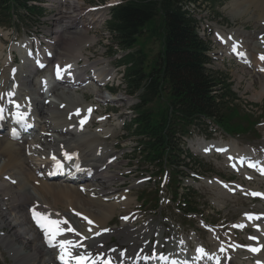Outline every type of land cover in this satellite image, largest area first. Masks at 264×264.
<instances>
[{"label": "bare ground", "instance_id": "1", "mask_svg": "<svg viewBox=\"0 0 264 264\" xmlns=\"http://www.w3.org/2000/svg\"><path fill=\"white\" fill-rule=\"evenodd\" d=\"M66 1V6L57 1V6L53 7L56 12L59 11L53 21H59L60 24L56 25L51 33L57 41L56 48H48L47 51L49 57L53 52L52 64L59 63V75L58 68L39 58L41 48H36L35 51L34 48H22L24 44L30 43L27 40L14 43L9 51L7 50L6 58H0V106L5 115L0 124L3 121L7 123L8 118H12L6 115L8 107L12 104L10 99L18 100L25 108H31L33 116L36 118V129L23 137L22 143L9 140L6 134L0 135V158L2 154L5 155L2 162L0 160V192H2L0 204L6 202L2 206H8V208L3 209V212L7 210L10 217H14L12 220L7 219L12 223L11 233L13 235L7 237L0 232L1 243L14 259H21L23 264H58L59 249L56 247L47 248L44 232L33 219V210H35L51 220L62 222L60 227L64 231L56 239L72 241L73 255L85 253L93 258L100 256L101 260L108 258L115 264H157L163 261H166L164 264H173L171 261L174 256L183 259L188 264H226L225 248L212 236L209 243H202V245L201 242L198 243L199 238L196 236L197 247L194 251L203 250L202 254L197 253V260L182 257L179 252L174 251L172 248L176 246V241L168 242L165 250L162 249L163 245L159 241L155 246L154 257L151 260L146 256L151 229L141 231L139 234L133 232L130 227L133 216L129 221L121 222L119 229L103 231L117 210H127L132 205L131 200L123 195L118 197L121 198L120 202L108 206L103 202L106 201V198H115L114 191L108 185L117 179V176L110 171L116 166V163H108L111 149L102 147L101 143H96L99 139L112 137L114 129H105L104 126H100L91 132L88 130L87 114L92 107L87 103L86 95H93L97 100L104 102H107L108 99L101 96L102 93L96 88L97 85L76 91V84L55 86L53 76H59L66 83L78 84L79 81H86V75H84L86 69L96 70L99 76L104 79L108 76L112 78L113 74L105 67L99 68L97 66L99 61L91 62L88 58L87 48H81L82 44L92 43L94 40L93 37L88 36L85 25L89 16L81 13L87 7L79 12L76 10H80L83 6L82 0ZM229 14L232 18L251 22L253 30L249 31L243 26L242 31L237 26L217 29L215 32L216 45L219 49L215 55L217 57L228 56L231 48L238 49V52L234 53L235 57L242 54L243 58L241 59L242 63L238 64L237 71L240 73H236V78L241 81L244 78L243 74H253L258 88L251 83L247 84L246 88L251 90L253 99L260 101L264 98V73L258 72L261 65L264 68V60L260 59L261 56H264V0H234L230 6ZM73 15L81 20L71 21ZM90 18L95 27H98L102 21V18ZM0 53H4L1 40ZM14 53H17L19 57V64L14 63ZM67 65H70L71 68L65 71ZM41 66H44L46 74L36 79L35 70ZM47 71H49L48 74ZM50 87H52L51 92H47ZM118 96L124 97L117 95L115 96L117 99L112 98L109 103L124 102ZM63 103H67L68 106L65 108ZM74 108L75 111H72L71 109ZM77 110H79V114H77ZM82 120L85 121L84 125H76L78 121ZM97 120L103 121L101 118ZM115 120L117 123V119ZM114 127L117 128L116 125ZM79 149H82V153ZM210 149L209 144L199 142L197 153L207 156ZM64 152L75 154L74 159L65 164V168H68L72 174H78L74 181H70L69 178L67 179L69 181L58 178L56 170L51 166L49 157L54 156L57 160H61L60 154H64ZM238 152V148L231 145L223 157L227 158L231 154L237 155ZM77 164L81 169H86L89 175V183L77 184L81 188V192L73 184L84 178H80L79 170L73 168ZM13 169L15 170L12 173ZM235 172L244 181H255L257 188L264 183L262 172L256 176L243 174L240 170ZM32 176H36V178L31 184L29 179ZM220 181L213 179L205 182L217 188L213 192L216 203L222 199L229 200L236 193L249 196L250 192L253 195L249 188L241 187L235 183L229 184V186H235V190L220 189L227 186ZM29 208L33 210L29 212ZM259 210L255 221L248 220L246 218L249 216L248 213H244V218L238 224H243L241 230L253 226L254 235L249 240L247 239V247L259 249L257 255L261 256L264 252V240L260 237L261 233L264 234V209L260 207ZM89 220L92 221L91 224L88 223ZM64 221L66 223H63ZM0 223H4L3 220L0 219ZM22 223H24L23 227L14 230ZM3 226L7 227L5 224ZM69 228L72 231H68ZM122 229L126 231L127 237H122ZM110 236L121 238L119 242L124 247L122 251L117 249L106 251L104 244L108 240L107 237ZM253 238L258 239V244L253 243ZM129 239H133V241ZM16 241L21 242L20 247L15 245ZM209 247L211 248L207 255L204 250ZM259 258L262 259L256 257L259 262H264V253Z\"/></svg>", "mask_w": 264, "mask_h": 264}, {"label": "rangeland", "instance_id": "2", "mask_svg": "<svg viewBox=\"0 0 264 264\" xmlns=\"http://www.w3.org/2000/svg\"><path fill=\"white\" fill-rule=\"evenodd\" d=\"M44 1L45 0H38V4L42 6V4H44ZM83 1L85 2V5H87V4H94V3H104L105 1L106 3H109L112 0H83ZM113 1H117V0H113ZM214 2H215L214 4L200 5L199 7L198 6L189 7V12H191L197 24L198 25L201 24L199 35L201 36V39L204 42H208V40H206L203 37L204 33H201V30H204V32L207 33L208 35H212L214 33V30L216 32V29H217L215 24L223 26V28L237 26V28H239V30L241 31L243 30V27H245L249 31L253 30V26L251 22H248L247 20L242 21L237 18H232V16L229 14L230 6L234 2V0H215ZM54 14H55V10L48 8L47 12H45L44 19L40 21H34L33 23H30V24L25 22L26 18L23 16L12 18L6 24H8L10 28H13L15 26L16 27L11 30H8V29L0 30V35H3V38H4V41L0 39L2 44H4L6 47H9L14 42V40L20 41L23 39V36L27 34L34 33V34L46 35V32L52 29L54 26V22L52 21L55 18ZM159 21L160 19L157 20V22ZM0 25L5 26L4 19L0 20ZM99 33L101 34L103 38L104 44L106 42L111 43L113 41L111 38H109L110 36L105 26L99 29ZM211 43L212 45H210L211 49L209 53L210 64L206 68H208L215 77L219 78L220 82L222 83V86L224 87L226 86V88L229 90L230 92L229 94L231 95L233 94L235 96L234 99H236V101H234L233 103V105L235 106L234 109L239 110L241 115L243 114L252 115L253 114L254 117H252L250 121L258 122V126L255 132L259 139L254 140L253 137H251L249 134L247 137H237L234 140L237 141L238 148L241 149L243 152H245L246 156L253 155V151H256L257 153L260 154V151L264 150V98L260 101L253 99L251 90L246 88V85L249 83L253 84L257 88H258V84L254 78V75L251 73L250 75L243 74V77H244L243 80L238 81L236 78V73L237 74L240 73L239 71H237L238 66L236 67V64L232 60L228 61L225 58L224 60H220L221 58L216 57L214 54L216 53V50L218 52L219 48L218 46L215 45L213 38H211ZM159 44H160L159 40H154V41L150 40L149 42L145 43V46L143 49H144V54H146L147 56V60L144 56L143 58L144 64L149 65L151 63V61L153 60L151 58L155 56V54L159 51ZM141 45L142 44H140V40H139L135 47L138 48L139 46L141 47ZM105 48H108L107 45H105ZM92 52L95 57H99L101 53V51L98 50V48H94ZM3 55L4 53H0V58H2ZM136 56H140V55L137 54ZM5 58L6 57H4V59ZM48 73L49 71H47V74ZM118 82L119 83H115L114 94L118 95L119 93H123L124 96L128 97L127 96L128 94L125 92V89H124L123 79L122 78L118 79ZM101 96L103 98H106L103 95V93ZM118 97L120 98V96ZM112 98L117 99L115 96H112ZM86 99H87V102L90 103V100L93 98L90 95H86ZM135 103H136V99L130 98L129 102L121 104V107L117 105L116 110L114 108H106L105 113L102 112V114H105V117H106L104 128L114 129V135H113L114 137L112 136L113 138L110 137L111 139H108V140L103 139L102 143H101V140L99 139V141L96 144L101 143L102 147L104 146L108 149H111V151L113 150L112 153L116 154L118 157L115 162L117 164L116 167H113L110 169V171H114L115 173H117L118 180L112 181L111 184L108 185V187L114 191L113 194H116L115 195L116 197H120L124 195L123 193H127L129 197L128 195L127 196L125 195V197L131 200V204H132L129 210L127 209V211H124L126 209L117 210L113 219L109 221L107 225L108 229L115 230L118 227L120 228L121 227L120 223H121L123 215L127 214V212H130V213L133 212L137 214L138 216H137V220L131 224V227L134 230L139 229V232H136L137 234H139L141 231H146L152 228L153 235L154 237H156L158 230H160L163 235L162 238L164 239L166 238L164 242L166 243L167 240H170L175 235L179 236V239L182 238V235H186L187 237H190L192 231L199 230L198 227H200L201 225L199 219H202V217L208 220V222L214 221L213 225H218L221 221H226V223H230L233 219L228 220V218H235L233 214H235L238 218L241 215V212L246 207L248 209L249 208L255 209V207L257 208L259 205H264L261 203L253 204V203H250L249 200L247 202L245 198L242 197L241 195H238L237 197H230L229 200L222 199V201H219V202L225 203L226 204L225 206H222V204H214L213 201H215L216 198L213 195V192L217 190V188L206 184L205 183L207 181L206 179H211L214 176H218L219 178L221 177V179L223 178L229 181L231 180L237 181L239 178L234 175V179H232L233 174L231 173L232 174L231 175L230 172L223 165H221L223 163L221 160V157H218L216 155V156H210L208 158H204L200 155H197L199 141H196V143L192 145V149L195 151V155L192 153L191 143L192 141H195L197 139H203V138H205L206 140L212 139L217 142L222 140L223 142L227 144L232 142L231 141L232 139L225 137L219 132V130H216L215 128H212L210 126H208V129L206 130L203 129L201 133H199L196 130L192 131L191 139L183 140L184 144L186 145L185 148L188 149V151L190 152V156L195 160V161H192V163L202 166L201 170L197 172L199 176L196 175L197 177L204 178L201 180L202 182L193 178L195 183H192L191 181L189 182L185 181L182 184L183 188H188L189 190L195 193V198L197 199V201L194 200L192 201V203L198 205L196 209L198 216L195 218L193 216L189 218H184L182 214L178 211L179 207L177 208V205L175 204L176 202L175 203L172 202L171 195L168 192H165V190H163L162 194L158 195L157 193L155 196L153 192H156L155 188L158 184V181L149 179L150 175H152V172L154 171L151 170L149 167H147L146 164H144V162H139V157L135 155L134 153L136 149L137 140L134 137H132V135L127 131L126 123H124V122H127L129 118L131 119L133 117L132 109ZM63 106L66 108L68 105L67 103H63ZM103 107H105V105ZM150 109L155 110V107L152 106ZM71 110L75 111V108ZM248 112H250L251 114H249ZM116 117L119 118V125H125L123 129L118 127V123H115ZM123 117L125 119L122 124L121 119ZM76 125L81 126V122L78 121ZM99 125L100 124H95V122L92 121L91 129L92 130L93 128L96 129L97 126ZM114 125L117 126V130L114 127ZM202 132H204V134H202ZM207 134H210L211 136L206 138ZM89 138H91V136H89ZM79 150L82 153V149H79ZM3 156L5 157V155L2 154V157L0 158L1 162L4 158ZM14 170L15 169L12 170V173ZM15 172H18V171H15ZM192 173L195 175L194 172ZM190 174L191 173L189 172L183 171L182 177H186V176L189 177ZM34 178H36V176H32L29 179L30 181L29 183L32 184V182L34 181ZM139 181H144V182L139 183ZM136 182L137 184L134 185ZM199 184L201 186H199ZM250 187H253V186L250 185ZM259 188L261 190H264V183L260 185ZM220 189H226L230 191V190H235L236 187L227 185L226 187L220 188ZM168 190L173 192L174 189H173L172 184L168 187ZM157 191H159L158 188H157ZM180 192H183V191H180ZM1 193L2 192H0V195ZM142 196L147 198V202H149L148 204H145L144 206L141 205L140 200H139V197H142ZM249 196H252L250 192H249ZM116 197L106 198V201H103V202L107 206L110 204H114L111 202L115 200ZM155 197H156V204L155 203L153 204V200ZM245 197H248V196L246 195ZM0 199H1V196H0ZM158 200H159V204H157ZM108 201L110 202L107 203ZM4 203L0 204V219L3 220L4 222V223H0V232L4 236L6 235L8 237V236H12L13 233H11L12 223H10V221H7V219L9 218V220H12L14 219V217L13 216L10 217V213L6 212L7 210L3 212V209H5L6 207L8 208V206L6 207L2 206V204ZM2 215H4V217H2ZM4 224L7 225V227L3 226ZM23 226H24V223H22L20 226H17L14 230H19L20 227H23ZM85 226L89 227V225L87 224H85ZM145 226L151 227V228L140 229ZM121 232L123 233V236H122L123 238L127 237L126 231L122 229ZM203 235L205 237V240L207 241L208 235H205L204 233ZM224 235L226 234L224 233ZM211 238L212 237L210 235V241H211ZM107 239H108V242L106 244L107 248H110L111 245L119 247V244H120L119 240L121 239L120 237L110 236V237H107ZM129 240L133 241V239H129ZM153 241H154L153 243L157 242V240L155 239H153ZM173 241H176V240L172 239L170 243H172ZM210 241L208 240V243ZM15 245L20 247L21 242L16 241ZM154 251H155V247L153 249V253ZM262 255L261 256L257 255L256 257H262ZM237 258H239V256H237ZM21 261H22L21 259H14V257L11 256V253L5 249V247L0 241V264H23Z\"/></svg>", "mask_w": 264, "mask_h": 264}, {"label": "trees", "instance_id": "3", "mask_svg": "<svg viewBox=\"0 0 264 264\" xmlns=\"http://www.w3.org/2000/svg\"><path fill=\"white\" fill-rule=\"evenodd\" d=\"M29 0H0V16L9 18L29 10ZM213 0H121L111 11L107 28L118 47L131 50L150 40H159V51L149 65L144 49L123 59L126 92L139 93L134 136L138 137L142 158L158 169L167 167L178 174L184 165L179 149L181 133L190 126L213 120L231 131L230 108L221 106L220 81L208 69L207 45L199 38L189 6L211 4ZM26 12V11H25ZM157 22V20H159ZM157 22V24H156ZM221 88V87H220ZM219 89V90H218ZM154 106L155 110L150 108ZM132 126H130V129ZM178 176H175L177 178ZM186 199L188 197H185Z\"/></svg>", "mask_w": 264, "mask_h": 264}, {"label": "snow or ice", "instance_id": "4", "mask_svg": "<svg viewBox=\"0 0 264 264\" xmlns=\"http://www.w3.org/2000/svg\"><path fill=\"white\" fill-rule=\"evenodd\" d=\"M260 59L264 60V56H261ZM70 68H71L70 65L65 66V71H67ZM59 71L60 70L58 68V75H59ZM2 111L3 109H0V112ZM88 111L90 112L91 109H89ZM77 114H79V110H77ZM84 122L85 121L82 120L81 125H83ZM221 151H223V149H221ZM65 156L68 157V154L65 153ZM53 159H55V157H53ZM261 172L262 174H264V169H261ZM253 195H261V194L253 193ZM33 219L36 222L37 226L44 232L45 240L48 243L49 247H56L59 249L60 255L58 259L61 261V264H97V261H101V264H110V261L106 259L101 260L100 256H96L95 258H93L92 256L85 253H81L79 255H73L71 251L73 247L72 241H68V240L58 241L56 239L64 231V229L60 227V224L62 223L61 221L51 220L49 217L42 215L36 212L35 210H33ZM123 219H127V218L124 217ZM63 223H66V221H64ZM88 223L91 224L92 221L89 220ZM68 231H72V229L69 228ZM103 231L107 232L109 231V229H104ZM97 235H99V233H97ZM250 251L256 252L259 251V249L251 248ZM198 252L202 254L203 250L198 249Z\"/></svg>", "mask_w": 264, "mask_h": 264}]
</instances>
